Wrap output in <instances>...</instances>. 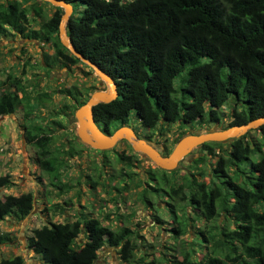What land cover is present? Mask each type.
Segmentation results:
<instances>
[{
    "label": "trees",
    "instance_id": "1",
    "mask_svg": "<svg viewBox=\"0 0 264 264\" xmlns=\"http://www.w3.org/2000/svg\"><path fill=\"white\" fill-rule=\"evenodd\" d=\"M38 1L29 9L16 0L0 3V33L12 32L49 43L54 51L53 61L46 59L47 67L55 60H62L67 66L79 62L58 41L60 7L54 6L49 17L28 31L29 17L43 18ZM64 1L72 6L65 24L70 42L83 57L108 74L116 86L114 99L92 106L93 120L102 133L109 135L126 125L130 111L145 129L158 123H217L223 105L230 108L227 126L264 115V0ZM8 78V85L0 80V116L21 104L27 118L29 97L20 78ZM65 91L72 101L66 105L72 114L86 98L69 88ZM65 113L62 108L53 112ZM256 130L260 132L256 141L245 139L247 131L224 142L199 145L213 157L223 143L229 145V150L218 155L211 168L213 176L224 178L221 187L205 185L189 173L184 185L168 186L163 191L173 201L167 203L177 220L176 227L171 228L173 232H185L174 210L184 201L207 221L214 220L222 211L232 218L230 226L211 225L199 230L198 238L210 244L199 259H191L186 249H180L181 259L137 257L136 263L264 264V124ZM25 137L27 143L35 146V161L48 174V185L65 191L67 185L58 179L62 159L86 146L73 137L52 149L49 134L36 125L26 126ZM170 149L160 154L166 155ZM134 156L135 153H121L118 160L129 164ZM229 166L234 167V177L227 173ZM157 170L161 184H165L167 172ZM154 175L150 173L149 178L155 179ZM8 178L6 174L0 176V186L10 185ZM32 207L31 192L6 194L0 199V219H22ZM81 231L84 240L74 245ZM129 235L125 225L111 229L96 218L48 222L31 230L27 246L42 264H92L105 245L118 247L122 259L134 261ZM3 239L7 237H0V242ZM0 264L24 263L15 255L1 258Z\"/></svg>",
    "mask_w": 264,
    "mask_h": 264
},
{
    "label": "rangeland",
    "instance_id": "2",
    "mask_svg": "<svg viewBox=\"0 0 264 264\" xmlns=\"http://www.w3.org/2000/svg\"><path fill=\"white\" fill-rule=\"evenodd\" d=\"M4 1L13 0H0V3ZM16 1L29 9L37 0ZM36 3L43 10V18L29 17L28 31L36 29L40 21L49 17L54 10L49 2L39 0ZM79 7L82 8V5ZM53 51L54 48L45 41L28 39L12 32L0 33V80L8 85V77L20 78L30 106L26 108L27 118L23 116L21 104L16 105L12 112L0 116V176L6 174L11 181L10 185L0 186V199L6 194L18 195L23 192H31L33 197V207L26 217L15 219L5 216L0 219V237H7L0 242V259L19 255L24 264H42L27 246L31 230L48 222L82 221L87 218H96L100 224L111 229L125 225L130 230V242L135 254V258H132L134 261H126L117 252L118 247L105 245L97 252L92 264H138L135 262L137 257L150 260L172 259L174 256L181 259L180 249H186L191 259L202 257L210 244L198 238L199 230H206L211 225L230 226L232 218L220 211L214 220L207 221L192 209L188 201H184L174 210L184 224L185 232L175 233L171 228L176 227L177 220L167 204L173 201L163 191L168 186L184 185L185 175L189 173L205 185L217 184L221 187L224 178L213 176L211 168L217 156L225 155V151L229 150V145L223 143L215 150L217 155L214 157L199 146L192 148L185 163L180 162L175 168L165 170L166 185L161 184L158 178V167L134 151L124 139L102 150L85 145L62 159L58 179L67 185V189L59 191L48 185V174L37 165L35 146L26 141V126L36 125L47 132L52 149L68 139H77L75 119L71 109L68 111L66 106L72 101L65 90L76 91L85 99L93 90L105 88V85L81 60L68 66L62 60H55L47 67L46 59L53 61ZM177 79L174 78V85ZM60 108L68 113L53 114ZM221 110V120L217 123L203 126L197 123L190 126L178 125L177 122L158 123L150 129L142 128L133 111H130L126 126L136 132V137L152 142L163 154L172 148L182 131L187 133L227 127L231 120L230 108L223 105ZM259 137L260 132L252 128L245 139L251 142ZM121 153H135V156L129 164L123 163L118 160ZM150 173H155V179L149 178ZM227 173L234 177V167L229 166ZM240 179L237 180L240 182ZM92 181L96 183L91 185ZM160 187L162 190H157ZM83 240L81 231L74 245Z\"/></svg>",
    "mask_w": 264,
    "mask_h": 264
},
{
    "label": "water",
    "instance_id": "3",
    "mask_svg": "<svg viewBox=\"0 0 264 264\" xmlns=\"http://www.w3.org/2000/svg\"><path fill=\"white\" fill-rule=\"evenodd\" d=\"M53 6L62 9L57 24V37L59 43L73 56L87 64L94 74L104 82L105 88L93 90L86 100L77 106L73 112L75 119V135L84 145L94 149L102 150L113 147L117 141L124 139L131 148L139 152L147 160L162 170H171L179 162L185 163L186 156L190 150L204 142H221L239 137L252 128L264 124V115L252 118L244 123L227 126L225 128H214L207 130H196L184 133L173 144L167 155H161L158 148L147 140L135 136L133 130L121 125L114 129L109 135L100 131L92 117V106L99 102H109L117 96L116 86L113 79L100 69L96 64L82 56L72 45L65 32V24L72 12L70 3L64 0H43Z\"/></svg>",
    "mask_w": 264,
    "mask_h": 264
},
{
    "label": "flooded vegetation",
    "instance_id": "4",
    "mask_svg": "<svg viewBox=\"0 0 264 264\" xmlns=\"http://www.w3.org/2000/svg\"><path fill=\"white\" fill-rule=\"evenodd\" d=\"M132 129V128H131ZM133 130V129H132ZM134 134H136V132L133 130ZM160 151V150H159ZM161 152V151H160Z\"/></svg>",
    "mask_w": 264,
    "mask_h": 264
},
{
    "label": "clouds",
    "instance_id": "5",
    "mask_svg": "<svg viewBox=\"0 0 264 264\" xmlns=\"http://www.w3.org/2000/svg\"><path fill=\"white\" fill-rule=\"evenodd\" d=\"M79 106V105H78Z\"/></svg>",
    "mask_w": 264,
    "mask_h": 264
}]
</instances>
